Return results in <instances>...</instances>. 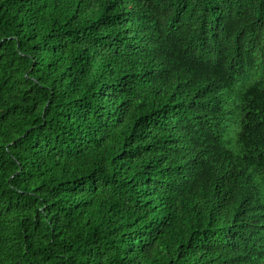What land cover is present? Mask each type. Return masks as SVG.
Returning a JSON list of instances; mask_svg holds the SVG:
<instances>
[{"label":"trees","instance_id":"1","mask_svg":"<svg viewBox=\"0 0 264 264\" xmlns=\"http://www.w3.org/2000/svg\"><path fill=\"white\" fill-rule=\"evenodd\" d=\"M0 264H264V0H0Z\"/></svg>","mask_w":264,"mask_h":264}]
</instances>
